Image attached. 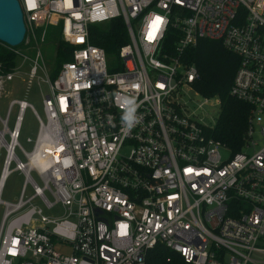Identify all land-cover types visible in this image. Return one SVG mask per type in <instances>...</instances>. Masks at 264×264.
I'll return each mask as SVG.
<instances>
[{
  "label": "built area",
  "instance_id": "1",
  "mask_svg": "<svg viewBox=\"0 0 264 264\" xmlns=\"http://www.w3.org/2000/svg\"><path fill=\"white\" fill-rule=\"evenodd\" d=\"M18 1L25 36L22 48L0 42L13 53L0 96L14 79L48 93L43 117L15 98L0 116V195L23 176L16 201L0 197V264H145L157 244L187 264H264V0ZM116 20L127 42L109 69L91 27ZM59 24L71 51L52 79L39 47ZM201 39L238 58L229 95L249 112L236 152L213 138L210 98L182 59ZM26 109L38 124L29 150Z\"/></svg>",
  "mask_w": 264,
  "mask_h": 264
},
{
  "label": "trees",
  "instance_id": "2",
  "mask_svg": "<svg viewBox=\"0 0 264 264\" xmlns=\"http://www.w3.org/2000/svg\"><path fill=\"white\" fill-rule=\"evenodd\" d=\"M90 40L106 51L115 50L127 42L124 23L122 20H116L104 28L94 25L91 27ZM70 51V47L58 38L57 65L50 72L52 79L56 76L60 64L69 60ZM12 59L13 53L0 45V63L8 68ZM182 59L186 63L194 64L197 68L198 78L193 83V88L204 97H217L220 100V112L211 129L213 138L222 142L232 152L241 150L246 135L249 108L242 101L229 95L238 58L219 42L201 39L194 48L185 52ZM145 264L187 263L163 245L157 244L147 252Z\"/></svg>",
  "mask_w": 264,
  "mask_h": 264
},
{
  "label": "rangeland",
  "instance_id": "3",
  "mask_svg": "<svg viewBox=\"0 0 264 264\" xmlns=\"http://www.w3.org/2000/svg\"><path fill=\"white\" fill-rule=\"evenodd\" d=\"M100 28L107 27V23L98 24ZM61 25H49L46 27L45 31V40L40 43V52L42 54L44 63L46 65L47 71L50 72L57 65L56 60V51H57V40L60 37ZM19 48H22V44L17 45ZM36 49L30 51H24L26 55L33 58L35 56ZM106 63L109 69L118 65L119 58L116 51L109 50L105 51ZM28 65L23 66V70H27ZM41 74V73H39ZM42 77H45L44 74H41ZM195 91H189V94L198 102H201L203 99L199 94H195ZM48 93V87L45 83L37 84L36 81H33L31 84H25L20 79H14L10 84H6L4 87L3 95L0 96V116L4 117L7 111V103L10 99H22L26 102L32 104L37 110L38 114L43 117L42 113V96ZM203 110L206 115V120L209 124H214L218 118L220 112V105L217 103L216 97L208 99L204 104ZM16 112V107L11 112L9 127L12 126L14 115ZM37 121L30 111L26 109L23 114V119L20 124L19 129V144L25 149L29 150L31 144L26 140L27 138L34 139L37 131ZM3 150L0 155V168L3 156ZM18 153V152H17ZM23 184V176L18 172H13L7 176L2 192L1 199L14 202L19 196L21 186ZM39 202V201H38ZM44 213L49 217H58L62 214V210L51 209L44 210Z\"/></svg>",
  "mask_w": 264,
  "mask_h": 264
},
{
  "label": "water",
  "instance_id": "4",
  "mask_svg": "<svg viewBox=\"0 0 264 264\" xmlns=\"http://www.w3.org/2000/svg\"><path fill=\"white\" fill-rule=\"evenodd\" d=\"M25 25L18 0H0V42L14 47L23 41Z\"/></svg>",
  "mask_w": 264,
  "mask_h": 264
}]
</instances>
